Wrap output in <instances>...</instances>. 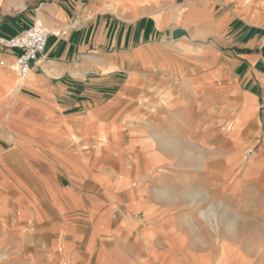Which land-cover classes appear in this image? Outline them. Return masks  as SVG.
I'll list each match as a JSON object with an SVG mask.
<instances>
[{"label":"crops","instance_id":"obj_1","mask_svg":"<svg viewBox=\"0 0 264 264\" xmlns=\"http://www.w3.org/2000/svg\"><path fill=\"white\" fill-rule=\"evenodd\" d=\"M248 1L0 0V37L33 23L50 33L46 49L24 77L10 67L18 51L0 46V208L13 211L2 222L30 228L41 220L28 217L34 214L29 209L47 204L56 210L59 226L64 212L71 219L89 213L80 192L113 175L96 173V135L105 148L106 129L111 135V126L124 121H113L111 111H126L128 95L135 97L136 119L125 120L122 126L133 128L119 133L140 144L137 159L147 155L152 164L166 159V172L176 180L183 171L187 184L193 172L203 169L169 164L175 156L192 157L189 150L169 154L171 145L215 144L210 153L232 170L227 183L223 168L217 174L221 190L234 194L247 183L249 197L256 200L250 194L255 185L264 190V5ZM176 30L183 34L174 36ZM149 93L153 106L160 104L169 117L158 112L157 118L144 119L139 96ZM145 133L152 142H166L170 151L152 146L149 153L143 147ZM85 160L88 167L78 169ZM136 167V174H125L123 185L140 192L148 176L140 162ZM168 185L166 190L176 189ZM64 196L70 209H64ZM205 219L150 215L141 240L136 238L140 245L111 250L109 262L225 264L211 257L213 247L190 246L193 224L216 221ZM90 252L85 253L88 263Z\"/></svg>","mask_w":264,"mask_h":264},{"label":"rangeland","instance_id":"obj_2","mask_svg":"<svg viewBox=\"0 0 264 264\" xmlns=\"http://www.w3.org/2000/svg\"><path fill=\"white\" fill-rule=\"evenodd\" d=\"M255 1L264 5V0L248 2ZM127 99L131 103L126 111L114 109L111 111L113 121H124H121L120 127L111 126V135L110 130L106 129L108 137L106 141L109 146L103 148L100 142L102 137L96 135L95 150L96 155L100 157L94 163L96 173L105 172L113 175L101 182L97 181L95 188H85L80 192L83 201L87 199L86 202L90 206L89 213L78 212L79 217L71 219L67 218L64 212V223L59 226L55 223L59 219L56 210L49 208L48 204L46 207L33 206L29 210L34 214L33 216L27 214L28 217H32L33 221L36 218L41 221L34 222V225L31 223L30 228L23 229L19 223H16L17 221L3 223V216L11 215L13 211L10 212L8 206L0 208V264H111L110 257H114L111 250L138 247L140 244L138 243L137 246L136 238L141 240L139 235L142 233V228L149 224L147 219L150 215L156 214H186L193 218L200 216L203 220L213 218L216 221L212 223L199 220L200 222L193 224L195 230L188 235L192 249L209 245L213 247L211 250H214L211 257L219 261L223 260L225 264H264V203H261L264 199V190L261 186L255 185L256 190L250 192L252 195L256 194V200L249 197L247 183L240 184L239 191L234 194L228 190H221L220 175L217 174L223 168L224 183H227L226 173L228 171L230 174L232 170L231 164L224 163L221 166L214 158L213 152L210 153V149H213L215 144L202 147L197 143L187 144L181 141L171 145L174 151L169 154L174 155L189 150L192 157L187 160L175 156L176 158H172L169 164L203 169L199 173L193 172L187 184L182 180L183 171L179 170L181 173L176 180L166 172L165 169L169 167L166 159L159 164H152V160L147 155L137 159L136 157L142 155L141 147L138 146L140 144H133L132 139V141L128 140L119 133L123 129L133 128L132 125L123 127L125 120L134 122L136 119L135 97L128 95ZM139 100L144 106L145 120L157 118L158 112L161 118L169 117L168 111L159 110L160 104L153 106V97L150 93L140 95ZM130 105H133V108ZM177 113L182 112L177 111ZM145 134L147 137L143 141V147L147 146L149 153L154 146L156 148L160 146L161 149L166 147V151H170L166 142L161 141L157 144L152 142L149 133ZM120 153L123 157L117 158ZM136 162H140V166H143L148 176L140 192L127 190L123 185L125 178L128 177L126 173L136 174L138 169ZM87 167L85 160L78 169ZM162 173H165L164 177ZM135 178V176L131 179L127 178V181ZM135 182L134 186H136ZM168 184L176 189L166 190ZM60 199L64 203V209H70L71 201L65 196ZM183 201L196 204L179 206V202ZM75 220L78 222L74 223ZM200 241L204 244L201 245ZM88 250H91L90 254L93 255L91 263L86 260L88 257L85 253H88ZM221 250H225L226 253L221 255Z\"/></svg>","mask_w":264,"mask_h":264},{"label":"built area","instance_id":"obj_3","mask_svg":"<svg viewBox=\"0 0 264 264\" xmlns=\"http://www.w3.org/2000/svg\"><path fill=\"white\" fill-rule=\"evenodd\" d=\"M49 31L38 23H33L11 37H0V46L17 50L15 59L10 65L19 77H24L31 65L47 47Z\"/></svg>","mask_w":264,"mask_h":264},{"label":"water","instance_id":"obj_4","mask_svg":"<svg viewBox=\"0 0 264 264\" xmlns=\"http://www.w3.org/2000/svg\"><path fill=\"white\" fill-rule=\"evenodd\" d=\"M181 34H183V31L182 30H176L175 32H174V36H179V35H181Z\"/></svg>","mask_w":264,"mask_h":264},{"label":"bare ground","instance_id":"obj_5","mask_svg":"<svg viewBox=\"0 0 264 264\" xmlns=\"http://www.w3.org/2000/svg\"><path fill=\"white\" fill-rule=\"evenodd\" d=\"M168 145V144H167ZM168 148V147H167ZM165 149H166V147H165ZM186 152H188V151H185V154H186ZM189 154V153H188Z\"/></svg>","mask_w":264,"mask_h":264}]
</instances>
